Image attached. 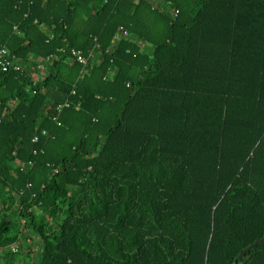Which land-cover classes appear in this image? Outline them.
Instances as JSON below:
<instances>
[{
	"label": "trees",
	"instance_id": "16d2710c",
	"mask_svg": "<svg viewBox=\"0 0 264 264\" xmlns=\"http://www.w3.org/2000/svg\"><path fill=\"white\" fill-rule=\"evenodd\" d=\"M2 47L0 264H231L264 237V0H0Z\"/></svg>",
	"mask_w": 264,
	"mask_h": 264
},
{
	"label": "built area",
	"instance_id": "2783aa9c",
	"mask_svg": "<svg viewBox=\"0 0 264 264\" xmlns=\"http://www.w3.org/2000/svg\"><path fill=\"white\" fill-rule=\"evenodd\" d=\"M68 56L70 59L73 60L76 59L79 62H85L86 60L83 52L74 48L69 49ZM20 67H21L20 62L15 60V58L12 55H10L9 51L5 47L0 48V68L3 71H8L12 68L18 70L20 69ZM38 139H39L38 136H34L32 141L37 142ZM13 249L15 250L16 247H14Z\"/></svg>",
	"mask_w": 264,
	"mask_h": 264
},
{
	"label": "rangeland",
	"instance_id": "374dc122",
	"mask_svg": "<svg viewBox=\"0 0 264 264\" xmlns=\"http://www.w3.org/2000/svg\"><path fill=\"white\" fill-rule=\"evenodd\" d=\"M29 237L27 238L28 240H26V241H24V245H26L27 243H29V244H31L30 243V239L32 238V240H34V241H32V242H37V240H38V238L36 237V235L35 234H33V232H29V235H28ZM35 243H33V245L35 244ZM16 247V246H15ZM32 247V246H31ZM12 249V247H7V248H4V249H0V254L1 253H6V252H9L10 250ZM37 249L38 248H36L35 247V250H36V253H38L39 251H37ZM20 255H23L22 253H20ZM34 255H35V258H37L38 256L34 253Z\"/></svg>",
	"mask_w": 264,
	"mask_h": 264
},
{
	"label": "water",
	"instance_id": "95a60500",
	"mask_svg": "<svg viewBox=\"0 0 264 264\" xmlns=\"http://www.w3.org/2000/svg\"><path fill=\"white\" fill-rule=\"evenodd\" d=\"M264 241V237L255 241L254 243H252L251 245H249L247 248H245L243 251H241V253L237 256V258L231 263V264H237L238 260L241 259V257L250 249L254 248L257 244H259L260 242Z\"/></svg>",
	"mask_w": 264,
	"mask_h": 264
},
{
	"label": "crops",
	"instance_id": "0c3cea01",
	"mask_svg": "<svg viewBox=\"0 0 264 264\" xmlns=\"http://www.w3.org/2000/svg\"><path fill=\"white\" fill-rule=\"evenodd\" d=\"M32 246V245H31ZM34 252H36V251H34Z\"/></svg>",
	"mask_w": 264,
	"mask_h": 264
}]
</instances>
